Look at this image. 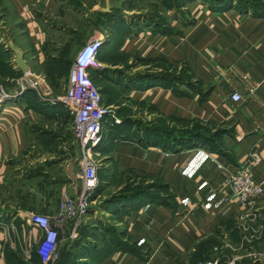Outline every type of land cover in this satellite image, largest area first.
Masks as SVG:
<instances>
[{"label":"crops","instance_id":"1","mask_svg":"<svg viewBox=\"0 0 264 264\" xmlns=\"http://www.w3.org/2000/svg\"><path fill=\"white\" fill-rule=\"evenodd\" d=\"M142 1L0 0V84L19 94L0 97V264L28 262L26 249L39 233L31 213L60 218L62 194L80 193L79 146L60 150L72 144L63 119L69 110L52 99L65 93L72 56L87 37L103 41L92 75L105 101L120 110L121 123L103 127L99 149L110 159L104 164L155 191L122 199L112 192L109 206L107 198L90 206L87 222L75 218L63 247L73 255L82 249L77 264H197L229 234L242 241V223L264 210V195L255 208H243L226 183L254 152L262 156L254 174L264 181V11L191 0L184 22L181 0H162V23ZM9 40L23 50L28 73ZM234 91L241 102L231 99ZM45 138L58 144H43ZM31 148L45 169L13 174ZM199 150L214 160L188 177L182 170Z\"/></svg>","mask_w":264,"mask_h":264},{"label":"built area","instance_id":"2","mask_svg":"<svg viewBox=\"0 0 264 264\" xmlns=\"http://www.w3.org/2000/svg\"><path fill=\"white\" fill-rule=\"evenodd\" d=\"M103 46L101 38H91L78 51L70 69L65 93L52 99L63 103L73 115L72 133L79 140L84 159L81 161L83 189L77 198L64 193L60 202L61 217H75L80 220L86 216L90 207V198L96 191L99 180L95 162L91 159L92 150L102 142V131L108 116L116 117L114 110L105 104L100 87L94 82L92 70L98 67V55ZM36 86V84L34 85ZM25 88H23L24 90ZM19 94L0 91L2 100H11ZM231 99L238 103L243 99L239 91L231 94ZM120 121L118 118L116 119ZM214 160L209 151L199 150L183 169V174L192 177L207 161ZM262 162L259 152L251 154L248 165L231 170L226 179L233 197L243 208L252 209L259 203L264 195V181L257 179L253 168ZM219 167H223L219 164ZM48 215L31 213L28 221L39 230L33 235L26 249L27 260L36 252L41 264H51L57 253L58 223L52 222ZM58 220V217H57ZM56 221V220H55ZM197 264H219V260H205Z\"/></svg>","mask_w":264,"mask_h":264},{"label":"rangeland","instance_id":"3","mask_svg":"<svg viewBox=\"0 0 264 264\" xmlns=\"http://www.w3.org/2000/svg\"><path fill=\"white\" fill-rule=\"evenodd\" d=\"M140 1H142V0H140ZM145 1H147L148 3L142 5V7L147 6L151 9H154V10H152L154 12L152 14L154 16H157V18L159 19L160 22L167 23V21H168L167 15H159V13H158V10L160 11L162 9V0H143L142 4ZM246 1L249 2L250 4L254 3V4L264 5V0H246ZM183 2H184V0H182V3ZM234 2L236 4H239L238 0H236ZM88 3H91V1H88ZM181 7H182L181 8V19H182V21L187 22L188 20H190V17H191V9L185 3H183ZM89 40H90L89 37L85 38V42L82 44V46L84 44H86ZM80 48H81V46L76 51H74V54H73L72 60H71L72 62L75 59V56L77 55ZM24 77L25 76H23V77L21 76L20 80L18 81V82H20V85H22L27 80V79L24 80L25 79ZM3 90H4L3 85L0 84V91H3ZM103 99H104L105 104L110 106L112 108V110H114L116 117L120 120L118 122L116 120L117 118L108 116L106 118L105 122L107 124H113V123L114 124H120L121 119L119 118V112H120L119 107H117L116 105L114 106L112 104H108L105 101L104 95H103ZM56 103H59V102L57 101ZM69 114L70 115H67V116L65 114H63V119L66 120V123H67L66 125L68 126L69 132L71 134L69 137V142L72 144L70 147L69 144L61 143L60 150H65L67 152H70V148L72 149L73 146H75L74 144H78L79 155H80V158H78L79 162H80V171H79V176H80L82 174L81 173L82 172L81 161H82V159H84V154L82 152V148L80 146L79 140L72 133L73 115L70 112H69ZM50 118L53 122L58 120V118H55L53 116ZM110 119H112V120H110ZM58 122H60V121H58ZM104 125H105V123H104ZM103 130H104V128H103ZM39 137H42V135H40ZM39 137L36 140V144L40 143L39 140H41V138H39ZM103 137H104V131H102V140H103ZM46 138H48V137H46ZM46 138H45V141L43 144H50L52 146L54 144H58V143H56V141H48ZM101 143L92 150L91 159L95 162V165H96L99 185H98L96 191L94 192V194L90 198V202H89L90 206L91 205L96 206L97 204H99V201H101L103 199L105 200V198H107L108 200L104 201L103 204H105L106 206H109L110 204H112V202H110L108 197L111 196V194H113L112 192L119 194V198L122 199L125 194H133V193L135 194L136 192H138L139 190H142V189H148V190H154L155 189L153 185L146 183L144 180H142L138 176H135V174L129 173V175L124 177L123 174L117 172L115 166H113V165L107 166L106 164H104V163H108L110 159L105 158L104 156L106 154L101 152V148L99 149V147L102 146ZM47 150H49L50 152H55V148L47 149ZM75 152H77L76 149H75ZM40 155L36 151V148H31L30 152L27 154V156L25 158L21 157L20 159L17 160L16 168H19V169L15 168L13 171V174L16 175L18 172H28V171H30V169H33V168L34 169L30 171L31 173L32 172L37 173V174L42 173V170L45 169V167H43V166H47V165H44L45 162L42 161L43 159L40 157ZM191 158L189 159V161L191 160ZM189 161L187 162L186 166L188 165ZM42 162H44V163H42ZM35 164H36V166H35ZM40 164H42V166ZM186 166H184V168ZM110 174H114L112 179H108ZM79 178L81 180V189H80V193H81V191L83 189V179L81 177H79ZM42 181H43V179H42ZM62 196H63V194H62ZM98 197H100V198H98ZM61 199H62V197H61ZM96 199H98V201H96V203H94L93 201H95ZM60 202H61V200H60ZM59 205H60V203H59ZM91 210L92 209H90V207H89L88 212H87L88 214L86 216H83L80 218L83 220V222H87L86 218L88 217L89 212H91ZM261 210L262 211H260V210L257 211V213H255V212L252 213L242 223V226L240 228L241 231L243 232L242 241L240 239L238 242L236 240L233 242V240H234L233 234H229L228 238L225 241L221 240V242H219L214 247V255L213 256H210L208 258H204V259L200 260L199 262L205 261V260H212V259L219 260V264H237L238 262L240 264H253L254 260L257 261L258 259L261 260L262 262H264V221L262 222L263 216H261L264 210H263V208H261ZM33 213L43 214V213H39V212H33ZM256 214H258V215H256ZM43 215H46V214H43ZM54 219L56 221L53 219H51V220H52V222L58 223L57 228L59 231V238H58L57 253L55 255V258L51 262V264H56L57 261L60 259V252L64 246V243H66V240L68 238L67 235L70 236L73 233L72 230H71L72 231L71 232L68 229L71 226V223L75 222V220L77 218L75 219V217L71 216V217H60V218H58V220L56 218H54ZM74 227H75V224H74ZM79 231H80V225L76 228L75 233L78 234ZM89 231H90L89 229L86 231L87 236L89 234ZM70 238L73 241L74 240L77 241V239H78L77 237L76 238L70 237ZM78 248L80 249L78 251L80 253L82 249L80 247H78ZM88 250H89V248H88ZM71 251L75 253L76 252V246L73 247V245H71ZM78 252H77V254H78ZM90 252H91V249H90ZM77 254L73 258V259H75V261H74L75 264H77ZM72 256H70L69 261H65L64 264H73L74 262L70 261ZM32 260H33V263H32ZM34 262L35 261H34V258L32 256V258L29 259L28 262H25V264H28V263L34 264ZM35 264H39L38 260H36Z\"/></svg>","mask_w":264,"mask_h":264},{"label":"trees","instance_id":"4","mask_svg":"<svg viewBox=\"0 0 264 264\" xmlns=\"http://www.w3.org/2000/svg\"><path fill=\"white\" fill-rule=\"evenodd\" d=\"M189 1H191V0H184L183 3H187ZM205 1H208V3H210V5L213 6V7H219L220 9H225V8L233 5L234 1H236V0H205ZM183 3H182V0H181V6H182ZM238 3L239 4H237L236 6L242 11L243 10H247L248 11L250 8L253 9L255 13H259V12H263L264 11V5L254 4V3L250 4L246 0H238ZM92 77H93V75H92ZM157 198L160 199L159 197H157ZM118 245H119V247L124 248V249L128 248V244H123V243L120 242ZM70 254L71 253L67 252L66 248L63 247L61 252H60V259L57 261L56 264H64L65 261H69V257L73 255V254H71V255ZM74 256L75 255H73L71 257V259H70L71 262L75 261V259H73ZM207 257H209V256H207ZM33 258H34L35 262H36V260H38V263L41 264L40 258H39L38 254L36 252H34ZM25 262H27V261H23V262H19V261L12 262L11 261L9 263L10 264H25ZM35 262H34V264H35ZM32 263H33V260H32ZM28 264H30V263H28ZM73 264H75V262Z\"/></svg>","mask_w":264,"mask_h":264},{"label":"water","instance_id":"5","mask_svg":"<svg viewBox=\"0 0 264 264\" xmlns=\"http://www.w3.org/2000/svg\"><path fill=\"white\" fill-rule=\"evenodd\" d=\"M9 46L10 49L15 53L16 55V64L17 66L20 68L21 71L28 73L29 72V68L28 65L26 63V59L24 57V52L23 50L18 47L13 40H9Z\"/></svg>","mask_w":264,"mask_h":264}]
</instances>
